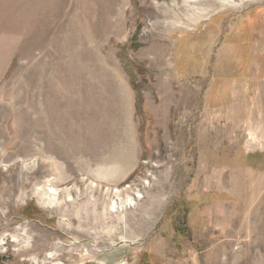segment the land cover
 Masks as SVG:
<instances>
[{
  "label": "rangeland",
  "instance_id": "1",
  "mask_svg": "<svg viewBox=\"0 0 264 264\" xmlns=\"http://www.w3.org/2000/svg\"><path fill=\"white\" fill-rule=\"evenodd\" d=\"M0 257L264 264V0H0Z\"/></svg>",
  "mask_w": 264,
  "mask_h": 264
},
{
  "label": "trees",
  "instance_id": "2",
  "mask_svg": "<svg viewBox=\"0 0 264 264\" xmlns=\"http://www.w3.org/2000/svg\"><path fill=\"white\" fill-rule=\"evenodd\" d=\"M134 86L137 89V86L136 85H134ZM138 96H139V94H138ZM3 263H4V259L0 257V264H3Z\"/></svg>",
  "mask_w": 264,
  "mask_h": 264
},
{
  "label": "bare ground",
  "instance_id": "3",
  "mask_svg": "<svg viewBox=\"0 0 264 264\" xmlns=\"http://www.w3.org/2000/svg\"><path fill=\"white\" fill-rule=\"evenodd\" d=\"M54 193H55V191H53V192H52V194H53V195H54V197H55L56 193H55V194H54Z\"/></svg>",
  "mask_w": 264,
  "mask_h": 264
}]
</instances>
